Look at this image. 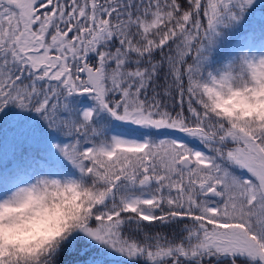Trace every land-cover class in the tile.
I'll return each mask as SVG.
<instances>
[{"label":"snow or ice","instance_id":"6c2138e0","mask_svg":"<svg viewBox=\"0 0 264 264\" xmlns=\"http://www.w3.org/2000/svg\"><path fill=\"white\" fill-rule=\"evenodd\" d=\"M252 3L0 0V110L65 137L90 197L24 264H87L81 238L127 264H264V119L218 104L258 86L264 55L212 59Z\"/></svg>","mask_w":264,"mask_h":264},{"label":"clouds","instance_id":"9594fccd","mask_svg":"<svg viewBox=\"0 0 264 264\" xmlns=\"http://www.w3.org/2000/svg\"><path fill=\"white\" fill-rule=\"evenodd\" d=\"M258 86L234 91L219 100L221 109L238 116L264 119V68ZM86 185L75 177L37 175L0 197V258L13 264L27 259L66 233L75 230L77 219L89 202Z\"/></svg>","mask_w":264,"mask_h":264},{"label":"rangeland","instance_id":"374dc122","mask_svg":"<svg viewBox=\"0 0 264 264\" xmlns=\"http://www.w3.org/2000/svg\"><path fill=\"white\" fill-rule=\"evenodd\" d=\"M223 49H221L222 52ZM243 52L257 57L264 55V36L256 37L255 34L249 31L240 32L227 45L225 53L213 56V62L218 64ZM79 103L82 106H87L90 101L86 97H82ZM0 118V124L4 125L5 128L0 139V162L6 160V164H2L0 167L9 168L11 165L16 166V168L20 167L17 173L9 178L8 187L0 190V197L10 192L16 186L28 183L37 175L57 177L75 175V170L71 165L67 164L65 166L64 170L66 174L59 172L54 166L55 163H58V159L67 162L56 148L54 149V160H51L48 156H34L28 163H22L26 161L24 150L29 151L31 147H46L49 142L62 144L59 143V139H65L63 143L66 142L65 137L61 136L58 132L50 130L36 113L20 110L14 105H8L3 110H0ZM21 148L24 150L19 155L18 151ZM11 151H14V153H11ZM30 153L35 152L31 150ZM92 247L97 253L96 259L99 262L101 260L106 262L107 259H111L110 261H118L120 259V264L125 262L123 258L111 254L107 250H102L99 246L93 245ZM114 258H117V260ZM124 264H127V262Z\"/></svg>","mask_w":264,"mask_h":264},{"label":"trees","instance_id":"16d2710c","mask_svg":"<svg viewBox=\"0 0 264 264\" xmlns=\"http://www.w3.org/2000/svg\"><path fill=\"white\" fill-rule=\"evenodd\" d=\"M244 31L252 32L253 34H255L256 37L264 36V0H253L252 5L249 6L242 13L238 21L234 22L229 27L220 29V35L216 37V43L213 49V56L215 57V55H221L225 53L227 45L231 42V40L235 38L240 32H244ZM221 49H223V52L221 51ZM0 122H1V118H0ZM3 130H5L4 125L2 126L0 124V139L2 137ZM64 141L65 139H59V143H63ZM54 145H55L54 143L49 142L46 147H31L30 150L27 149L29 151H25L24 149L21 148L18 151L19 155L22 152V150H24L26 156V161L22 163H28L32 158H34V156H43V157L48 156L51 160H54L55 157ZM31 150L32 152L34 151L35 153H30ZM11 153H14V151H11ZM2 164H6V160L4 162H0V166ZM67 164L70 166L69 163L62 161L61 159L60 160L58 159V163H55L54 166L59 170V172L66 174L64 169ZM6 168L0 167V190L6 189L8 187L9 178L13 176L18 169H20V167L16 168V166L13 165H11V167L7 169ZM81 249H83L82 252ZM76 250L77 252L80 253L79 257L77 258L82 261L86 260L87 264H120L121 262L120 259H118V261H110L111 259H107L106 262L103 260L99 262L96 259L97 253L93 250L92 246L89 247V243L83 238H81L77 243ZM114 259L117 260V258Z\"/></svg>","mask_w":264,"mask_h":264}]
</instances>
